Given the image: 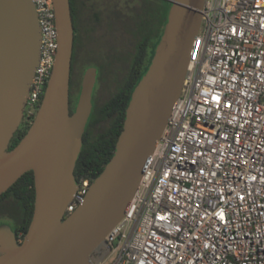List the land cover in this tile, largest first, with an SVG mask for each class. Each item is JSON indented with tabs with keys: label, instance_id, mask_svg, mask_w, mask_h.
I'll return each mask as SVG.
<instances>
[{
	"label": "built area",
	"instance_id": "built-area-1",
	"mask_svg": "<svg viewBox=\"0 0 264 264\" xmlns=\"http://www.w3.org/2000/svg\"><path fill=\"white\" fill-rule=\"evenodd\" d=\"M33 2L41 45L23 108L32 119L58 49L52 0ZM92 181L79 178L65 214ZM99 251L93 264H264V0H204L177 101Z\"/></svg>",
	"mask_w": 264,
	"mask_h": 264
},
{
	"label": "water",
	"instance_id": "water-1",
	"mask_svg": "<svg viewBox=\"0 0 264 264\" xmlns=\"http://www.w3.org/2000/svg\"><path fill=\"white\" fill-rule=\"evenodd\" d=\"M167 21L146 72L132 91L115 151L83 201L65 214L77 182L76 159L92 110L96 67L82 78L69 112L74 28L69 0H52L58 49L39 108L8 150L39 60L33 0H0V194L33 171L35 200L22 241L0 224V264H93L91 254L124 217L179 96L204 0H169Z\"/></svg>",
	"mask_w": 264,
	"mask_h": 264
},
{
	"label": "trees",
	"instance_id": "trees-1",
	"mask_svg": "<svg viewBox=\"0 0 264 264\" xmlns=\"http://www.w3.org/2000/svg\"><path fill=\"white\" fill-rule=\"evenodd\" d=\"M74 28L70 82H76V94L69 85V112L75 109L85 70L96 67L92 93V110L82 134V146L76 159V182L84 176L95 179L112 157L116 141L123 128L125 112L135 86L148 69L154 55L171 5L168 0H130V53L116 51L115 41L96 35L101 13L92 0H69ZM109 14L106 25L112 27ZM121 19V14H119ZM121 23V20H120ZM124 24L128 25L127 22ZM85 31V34L78 36ZM32 118L23 116L8 149L13 148L27 132ZM35 200L33 172L23 173L0 194V218L14 221L18 235L28 230ZM1 222V221H0Z\"/></svg>",
	"mask_w": 264,
	"mask_h": 264
},
{
	"label": "flooded vegetation",
	"instance_id": "flooded-vegetation-1",
	"mask_svg": "<svg viewBox=\"0 0 264 264\" xmlns=\"http://www.w3.org/2000/svg\"><path fill=\"white\" fill-rule=\"evenodd\" d=\"M91 4L101 13L100 21L98 20L97 23V37L101 39L111 36L112 40L115 41L114 45L116 51L126 50L130 53V0H92ZM109 14H111L110 17L113 24L111 29L106 25V21H108L107 16H109ZM119 14H121V19L119 18ZM125 22H127L128 25L124 24ZM77 32H79L78 36L80 35V37L83 33L85 34V31L80 33L79 28ZM76 82L77 80L75 78L70 82V87L73 85L74 90H76Z\"/></svg>",
	"mask_w": 264,
	"mask_h": 264
},
{
	"label": "rangeland",
	"instance_id": "rangeland-1",
	"mask_svg": "<svg viewBox=\"0 0 264 264\" xmlns=\"http://www.w3.org/2000/svg\"><path fill=\"white\" fill-rule=\"evenodd\" d=\"M76 90H77V87H76ZM76 90H74L73 85H71V91H72L74 94H76ZM0 221H1L0 224H1V223H7V224H9L13 229H16V224L14 223L13 220L4 217V218H0ZM100 251H102V250H100ZM100 251H99V252H93V253L91 254V259H96L97 256L100 254ZM105 264H109V261H106Z\"/></svg>",
	"mask_w": 264,
	"mask_h": 264
}]
</instances>
